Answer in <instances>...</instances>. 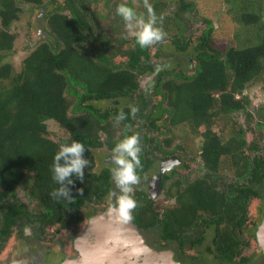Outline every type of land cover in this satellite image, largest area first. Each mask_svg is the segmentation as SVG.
<instances>
[{
	"label": "trees",
	"instance_id": "16d2710c",
	"mask_svg": "<svg viewBox=\"0 0 264 264\" xmlns=\"http://www.w3.org/2000/svg\"><path fill=\"white\" fill-rule=\"evenodd\" d=\"M21 1L47 6L49 35L23 57L20 70H15L5 58L13 51L15 35L10 24L18 17ZM148 2L157 16L155 27L165 33L160 42H169L180 53H194L191 72L167 69L164 75L156 76L154 93L161 101L155 107L160 110L157 116L169 126H188L199 137L193 152L203 173L190 180L163 175L165 199L178 197L177 203L156 210L151 199L139 192L133 220L142 232L157 233L156 245L176 243L180 250L190 232H201L189 239L192 248L203 241L208 229L212 230L214 255L230 261L245 245L236 231L247 222L250 201L261 202L264 197V144L246 140L249 124L224 133L223 121L235 111L248 113L245 107L249 100L242 90L249 81L260 82L264 88V0H226L234 21L246 30L244 38H238L239 44L227 43L222 50L213 44L212 21L198 12L192 0H176L174 9L172 0ZM88 6V0H0V243L19 222L33 223L44 231L48 226L58 230L78 221L81 207L99 202L109 187L108 171L93 169L94 151L102 145L112 150L126 135H138L130 130L134 123L130 107L109 104V108L98 109L94 102L125 98L138 90L139 74L152 69L148 64L150 45L141 48L131 36L126 40L129 46L122 51L123 61L115 65L113 51L110 54L104 48L113 50L112 43L103 40L102 48L91 46L97 35L89 21ZM142 15L148 18L145 6ZM198 15L205 27L192 45L183 29ZM75 86L81 92L71 102L66 94L75 92ZM139 99L145 106L144 99ZM69 110L74 113L69 114ZM121 111L125 118L117 122ZM262 111L260 107L255 117L258 126L264 125ZM148 117L149 126L156 129V116ZM48 119L56 121L68 138L52 139L45 123ZM200 124L204 128L200 129ZM163 140L167 145L169 138ZM73 141L85 146L83 155L89 163L83 180L72 176L74 184L68 185L72 200L54 198L50 193L60 185L52 178L53 157L60 145ZM148 153L141 149L139 166L148 162L147 157L143 159ZM224 164L231 169L229 182L224 181ZM20 184L34 202L32 209L14 198Z\"/></svg>",
	"mask_w": 264,
	"mask_h": 264
},
{
	"label": "rangeland",
	"instance_id": "374dc122",
	"mask_svg": "<svg viewBox=\"0 0 264 264\" xmlns=\"http://www.w3.org/2000/svg\"><path fill=\"white\" fill-rule=\"evenodd\" d=\"M144 1L145 0H88L89 6L87 12L89 21L93 31L97 35L93 38L91 46L94 49L99 48L101 47V41L107 40L108 42L112 43L114 47L113 50H111L110 48L104 46L105 51L109 52L110 54L112 51L113 54H118L114 57L115 62L118 63L121 60L123 61L124 57L122 55V51L124 48L129 46L128 42L126 43V40L129 39L131 35L129 34V30L125 27V22L123 19L116 14V6L121 3L127 4L128 6L134 8L138 15H142ZM45 2L46 0H42V3ZM175 2L176 0H172L171 9H174ZM192 2L196 3L199 13H202V15L208 17L212 21L213 44L218 49H224V46L227 43L237 44L239 42L238 38H244L246 29L240 27V25L234 21L233 14L228 9V5H231L229 2H226V0H192ZM19 6L20 12L18 17L10 24V31L15 35L13 51L10 52L5 58L12 63L15 70H20L22 58L31 49H33L42 40V38L47 36L48 30L44 15L48 9L47 6L36 7L33 4L23 1L19 2ZM42 10L44 11L43 13ZM38 16L40 17L39 20H37ZM38 21H40L41 34L38 33ZM203 27H205V24L199 15L191 18L186 27H184V35H187L191 38L192 45L196 43L195 36L202 32ZM155 51H157L159 54V60L157 61L160 62V64L168 63L171 67L182 68L183 70L187 68V62L184 61L187 60V57L189 56L188 53H175L169 42L156 41L150 44V53L153 55ZM150 81H152L151 76L139 77V91L137 90L132 95L125 97L122 102L123 107L128 106L131 108L134 106L138 109L134 114L135 122L130 130L145 134L150 138L154 137L158 141L162 140L163 137L171 136V141H173L172 147L176 149V152L180 156H182L184 163L191 166V168L187 171V177H191L197 173L201 174L202 164L199 157H196V154L193 152V147L198 146L199 137L189 131L188 126L171 127L166 123L164 118L161 117L158 120V126H160V128L156 129V131L152 130L149 132L146 124H142L139 121V117L144 116L145 108H142L141 104L139 103L140 99L137 97V95L142 93L149 97L150 108H147V111H153V109H156L153 105L155 101H158V99L157 97L155 98V96L151 95V90L148 88L149 84L151 83ZM76 93L77 90L75 89V92L67 93L66 97L71 102H73ZM243 94H246L249 100L245 107L248 113L239 110L227 115L226 118L223 119V121L226 122V129L224 130V133H227L229 128L239 124L243 127H245L246 124H249L250 128L246 129L244 134L246 140L250 141L251 139H255L256 141L258 140L259 144H264V125L258 126L255 123V117L258 116L257 110L260 107H262L264 110V88L261 86L260 82L252 81L246 84ZM94 104L98 109H105L109 108L110 101L99 100L94 102ZM121 107L122 105L118 106V108ZM68 113L73 114L74 111L69 110ZM45 123L47 126L48 135L52 139L59 140L61 138H68V133L53 119H48ZM200 126V129L204 128L203 124H200ZM108 151L109 149L103 145L94 151L93 169L96 172L105 166L109 167L111 172V169L115 167L111 160L112 152L107 154ZM247 153H249V151ZM254 153L255 152H251L250 154L252 155ZM192 154H194V158H192ZM223 166L224 172L226 173V175H224V181H230L231 169H229L226 164ZM178 168L179 166L177 167V170ZM180 169L181 171H179V173H186L185 169H182L181 167ZM147 171H145L141 176H138L137 183L131 185L132 192L130 195L133 197V195H135L138 190L143 191V189H145L146 193L148 194L147 196L151 198L153 207H155L156 210L160 209L164 205L169 206L177 203L178 197L175 199V201L173 198L165 199L164 190L160 186L161 182L157 180V169L150 172ZM176 173L171 175L172 179L177 176ZM153 183L158 184L156 186L159 192L153 193L152 189L154 187L150 186ZM110 191H115L117 194H119V189L116 188L115 182L112 179V174L109 176V187L104 197L97 203L91 202L82 206L80 211L81 218L78 221L72 223L71 226L69 225V230H55L53 227H47L43 233L39 234L33 223L19 222L13 228L10 237L5 242V245L0 249V264H57L61 263L62 259L78 256L80 252L74 245L75 238H80L79 241H81V244L88 245V241L83 238L90 237V234L88 235V228L90 227L93 218L97 215L103 214L107 208H111L116 205V198H109ZM14 198L18 199L23 205L27 206L28 209H32L34 205V202L29 200L26 196L24 185L20 184L16 188ZM257 209L261 211L264 209V206L260 204L259 201H256V199H252L248 205L247 222L245 224L246 230L243 229L241 232L242 238H251L247 231L252 230L255 227V224L262 217L258 215L259 213ZM98 222H96L97 225L100 224ZM137 232L142 236L144 242L151 246L150 248L152 251H159V247L155 244V241H157L156 232H142L139 229H137ZM105 234L107 236L106 232ZM200 235V229H197L196 231L190 233L188 241L189 239L197 238V236ZM211 239L212 232L209 230L205 233L203 241L192 248L189 246L188 241L186 240L183 244V249L177 251V256L174 257L175 261L180 262L181 258H183L189 264H223L220 260H217V256H215L213 253L214 249L211 247ZM110 245L111 244L109 243L105 244L106 248L108 247L113 250L112 246ZM176 245V243H171L167 247L161 246L160 248H171L172 250H177ZM208 246L210 251L206 250V247ZM69 250L73 251V256L71 257L67 256L66 254L69 252ZM142 250V246L137 249L135 257L141 258L140 251ZM120 251L124 252L123 248H120ZM247 255H256V250L254 251L250 245L245 247L242 253L240 252L238 254V256L242 258L247 257ZM237 261L238 258L234 260L233 264H239ZM138 263L143 264L142 262ZM250 264L258 263L254 261L252 263L250 262Z\"/></svg>",
	"mask_w": 264,
	"mask_h": 264
},
{
	"label": "flooded vegetation",
	"instance_id": "af4514ba",
	"mask_svg": "<svg viewBox=\"0 0 264 264\" xmlns=\"http://www.w3.org/2000/svg\"><path fill=\"white\" fill-rule=\"evenodd\" d=\"M44 11L42 10V13H43ZM41 13V14H42ZM44 15H45V13H44ZM49 35V31L47 30V36ZM174 50V52L175 53H177V54H179L180 52H178L177 50H175V49H173ZM151 54V53H150ZM182 54H184V53H182ZM118 54L117 53H114L112 56H111V58L113 59V63L116 65V64H119L120 62H122V60L120 61V62H115L114 61V57L115 56H117ZM186 55V54H185ZM188 57H187V60H185L184 62H187V68L186 69H184L185 70V72H191L192 70H193V63H194V61H193V56H194V53H192V51L190 52V53H188ZM183 56V55H182ZM124 57V56H123ZM158 57H159V55L158 56H153L152 54L150 55V58H149V60H148V64L150 65V66H152V69H146L144 72H142L141 74H139V76H138V82H139V77H141V76H151V79H152V81H150L151 83L149 84V86H148V88L151 90V95L152 96H155V98L157 97V99H158V101H155L154 102V107H155V105L157 104V103H159L161 100H160V95L157 93V94H155L154 93V83H155V79H156V76L159 74V75H164V70H167V69H171V70H177V69H179V68H176V67H171L168 63H162V64H160V62H158L157 60H159L158 59ZM171 67V68H170ZM71 86V85H70ZM76 90H77V92H81V88L80 87H78V86H75L74 87ZM139 88H140V85H138V91H139ZM149 90V91H150ZM137 91V90H136ZM77 94V93H76ZM139 96H141L143 99L144 98H146V99H144V103H145V106H143V104H142V101L141 100H139V103L141 104V106H142V108H145V111H144V116L143 117H139L140 119H139V121L142 123V124H146V126L148 127V131L149 132H151L152 130H155L156 131V129H159L160 128V126H158L159 125V123H158V120L160 119V117H158L159 115H160V110H159V108H156V109H153V111L152 110H148L147 111V108L149 109L150 107H149V103H150V100H149V97L148 96H146V95H144V94H140V95H137V97H139ZM145 96V97H144ZM136 97V98H137ZM106 100V99H105ZM123 100H124V98H121V97H113L112 99H109V100H107V101H110V104L111 105H116V106H120V105H122L123 106V104H122V102H123ZM161 106H163V107H166V104L165 103H162L161 104ZM127 108H128V106H127ZM161 108V107H160ZM146 112V113H145ZM133 114V117H134V114L135 113H132ZM158 115V116H157ZM148 116H151V117H153V116H156L155 118H154V123H156V125H157V128L155 129V128H152L151 126H149V123H150V118L148 117ZM134 122H135V119H134ZM134 125V123L132 124V126ZM138 136H139V143H140V148L143 150V151H148L149 153H148V155L147 156H145L143 159L144 160H147V158H148V162H145V161H142V163L144 164V166L142 165V164H140V166H139V168H138V171H139V176H141L145 171H154V170H156L157 169V174H160V186H161V188H163L162 187V176L163 175H169V176H171L172 174H174V173H176V172H178L179 173V171H181V169H180V167L182 168V169H185L186 170V173H179V175H178V173H176V177H174L175 179L177 178V177H182V178H188L189 180H190V178L191 177H196V176H201V174L203 173V169L201 170L202 171V173L201 174H195V175H193V176H191V177H187V175H188V170L191 168V166H189V165H186L185 163H184V161H183V159H182V156H180L177 152H176V149H174L173 147H172V144H173V141H171V136H169V137H163V139H168L169 138V141L167 142L168 144L167 145H165L164 143H165V141L162 139V140H156L154 137L153 138H150V137H147L145 134H142V133H138ZM147 138H146V137ZM145 137V138H144ZM164 151H166L165 153H164ZM112 152V150H109L108 151V153L107 154H109V153H111ZM180 156V157H179ZM147 157V158H146ZM153 164H154V166H153ZM157 164V165H156ZM179 166V168H178V170H177V167ZM102 168H105L107 171H108V176H110V174H111V172H110V169H109V167H107V166H105V167H102ZM147 171V172H148ZM231 178V177H230ZM232 180V178L230 179V181ZM227 182H229V181H227ZM219 184L221 185L222 183L221 182H219ZM149 188H150V186H149ZM148 188V189H149ZM164 190V189H163ZM139 192H144L146 195H148L147 193H146V190L145 189H143V191H141V190H138L137 192H136V194L135 195H133V198L135 199V196L137 195V194H139ZM150 192V191H149ZM106 193H104V195H105ZM103 195V196H104ZM132 196V195H131ZM147 198H149V199H151L149 196H147ZM173 199H174V201H175V199H176V197H173ZM136 200V199H135ZM258 200V199H257ZM256 200V201H257ZM136 202H137V204H136V206L140 203V201H138V200H136ZM93 203V202H92ZM260 204H262L263 206H264V197H263V200L261 201V202H259ZM108 205V204H107ZM259 207V206H258ZM257 207V208H258ZM136 211V208H134V209H132V211H131V216H132V219H131V223L133 224V225H135V228L136 229H139L140 230V228L138 227V225H137V223L133 220V218H134V216H135V212ZM257 211H258V215L259 216H262L260 219H259V221L255 224V227L252 229V230H250V231H247L248 233H249V235L251 236V238L250 239H246L245 237V239L244 238H242V236H241V232L243 231V229H245L246 230V228H245V225H243L240 229L241 230H239V231H236V233H237V235L240 237V238H242L243 239V241H244V243H245V245L241 248V250H240V252L242 253V251L244 250V248L245 247H247V246H251L252 247V249L255 251L256 250V255H254V256H250V255H247V257H244L243 259H242V257H239L238 255H234L233 256V259H231L230 261H228V260H225L224 258H221L220 256H217V260H220L223 264H233L234 263V260L236 259V258H238V263L239 264H250V262L252 263V262H254V261H256V263H258V264H264V230H263V228H264V224H262V219H263V217H264V209H262L261 211H259L258 209H257ZM112 216H109V219H111L112 220ZM107 221V220H106ZM35 225V224H34ZM37 226V225H36ZM35 226V227H36ZM71 226V225H70ZM70 226H68V227H65V228H60V229H63V230H69V227ZM15 227V226H14ZM13 227V228H14ZM48 227H50V226H48ZM46 229V228H45ZM44 229V230H45ZM102 230L99 232V230H98V232L99 233H102L103 235H106L105 234V232L108 234L110 231H111V229H110V227H104V226H102V228H101ZM13 230V229H12ZM36 230L38 231V233L39 234H41V233H43L44 231H40V230H38V228L36 227ZM124 230V227L122 228V229H120V231H123ZM208 231H209V229H208ZM94 232H95V229H94ZM193 232V231H192ZM211 232H212V230H211ZM191 233V232H190ZM10 235H11V233H10ZM10 235H9V237H10ZM93 237H95V240H97V235L96 234H94V235H92ZM9 237H7L3 242H1L0 243V249L5 245V242L7 241V239L9 238ZM99 239V238H98ZM80 240V238H78L77 239V237L75 238V240H74V245H75V247L78 249V250H80V251H83V253H79V255L78 256H80V263L79 262H68V263H65V264H90L89 263V261H90V251L93 249V248H95V246H93V244L92 243H90V242H93L94 243V239L92 238V239H88V245H85V244H81V241H79ZM188 241V238H185L184 240H183V243H185V241ZM90 241V242H89ZM96 242V244H99V245H101L105 250H107V252H108V250H109V252H110V248H106V246H105V244H107V243H109V240H107V238H106V236H104L103 238H102V240L99 242V241H95ZM115 242H116V240H115ZM211 242H212V239H211ZM119 243V242H118ZM81 244V245H80ZM95 244V243H94ZM95 244V245H96ZM110 244V243H109ZM189 244V243H188ZM158 246V245H157ZM159 247V251H163V250H170L172 253H173V258L174 257H176L177 256V251H179L180 249L179 248H177V245H176V248H177V250L176 249H171V248H168V249H162V248H160V246H158ZM171 247V246H170ZM214 250H215V247L212 245L211 246ZM84 248V249H83ZM71 250V249H70ZM69 250V252L68 253H66L67 254V256H73V251H70ZM156 251H158V250H156ZM209 251H210V249H209ZM125 252V251H124ZM214 252V251H213ZM216 256V255H215ZM238 256V257H237ZM72 258V257H71ZM144 257H141V258H139V257H135V259L134 260H131V258H130V255H127V257H126V259H125V263H123V262H121V259H120V262H119V264H139L138 263V260L140 261V262H142L143 264H164L163 263V260H158L157 258H158V256H156V257H153L152 255H146L145 256V258L143 259ZM67 259H69V258H67ZM242 261V262H241ZM64 262H66V259H62L61 260V263H57V264H63ZM241 262V263H240ZM180 264H189L187 261H185L183 258H181V260H180V262H179ZM115 264H118L117 262H115ZM212 264V263H211Z\"/></svg>",
	"mask_w": 264,
	"mask_h": 264
},
{
	"label": "clouds",
	"instance_id": "9594fccd",
	"mask_svg": "<svg viewBox=\"0 0 264 264\" xmlns=\"http://www.w3.org/2000/svg\"><path fill=\"white\" fill-rule=\"evenodd\" d=\"M144 6L148 11L147 19L143 15H138L134 8L127 4L121 3L116 6V14L123 19L125 27L129 30V34L135 38V42L141 48L160 41L165 35L162 29L155 27L157 16L148 3V0H145ZM235 96L238 97V93ZM137 110L136 107H131L132 113H135ZM124 118L125 113L123 111L116 116L117 122ZM140 151L141 148L137 134L126 135L112 149L111 160L115 167L111 169V174L116 188L119 189V194L115 191L109 192V198H116V205L109 210L115 214L117 220L122 222H128L132 219L131 211L137 204L130 193L132 192L131 185L138 181L136 168L140 163L138 158ZM84 152L85 146L79 141H73L70 144H62L59 146V150L53 157L51 170L53 180L60 187L54 189L50 193L51 196L54 198L64 197L72 200L73 197L70 195L71 188L68 185L74 184L72 179L73 175L83 180L84 169L89 163L88 159L83 155ZM78 191L82 190L78 189ZM148 246L151 247L150 245Z\"/></svg>",
	"mask_w": 264,
	"mask_h": 264
},
{
	"label": "water",
	"instance_id": "95a60500",
	"mask_svg": "<svg viewBox=\"0 0 264 264\" xmlns=\"http://www.w3.org/2000/svg\"><path fill=\"white\" fill-rule=\"evenodd\" d=\"M39 16L37 17V20H39ZM39 24V31L38 33L41 34V29H40V21H38ZM157 180L160 181V174H158ZM157 183H153L150 186H153L154 188L152 189L153 193L159 192L157 190ZM110 207L107 208V210L100 215H97L93 218V221L91 222L90 227L88 228V235L90 234V237L88 238H83L88 241V239H92V235L96 234L97 235V241H101L102 238L106 235H103L102 233H99L101 231L102 226L104 227H110L111 231L107 234V240H109V243L111 244L113 250L110 248V252L108 250H105L101 245L96 244L95 242V237L94 239V244L93 242H90L95 246L90 251V264H115L117 262L119 264L120 259L121 262L125 263V259L127 255H130L131 260L135 259V253L137 252L136 250L139 249L141 246L143 247V250L140 251V256L144 257L146 255H152L153 257L158 256V260H163L164 264H180L179 261H175L173 258V253L170 250H163V251H152L151 248L145 244L144 239L142 236L137 232V229L135 228V225L131 223V220L128 222H122L116 219V216L113 212H111ZM109 216H112V220L109 219ZM107 220V221H106ZM99 221V222H98ZM100 223L97 225V223ZM262 224H264V217L262 219ZM124 227L123 231H120ZM94 228L95 232H94ZM264 230V228H263ZM99 238V239H98ZM116 240V242H115ZM119 242V243H118ZM120 248H123L125 252H121ZM147 251V253H146ZM80 253H83V251H80ZM143 255V256H142ZM145 255V256H144ZM80 256L72 257L69 259H66L65 263L68 262H79L80 263ZM138 262H140L138 260Z\"/></svg>",
	"mask_w": 264,
	"mask_h": 264
}]
</instances>
